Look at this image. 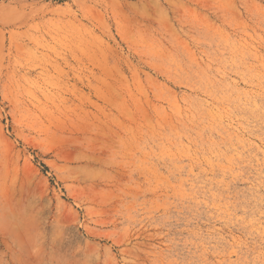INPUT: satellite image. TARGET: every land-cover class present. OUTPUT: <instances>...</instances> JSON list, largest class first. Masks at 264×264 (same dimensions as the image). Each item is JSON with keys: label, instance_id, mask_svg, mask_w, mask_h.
Here are the masks:
<instances>
[{"label": "rangeland", "instance_id": "374dc122", "mask_svg": "<svg viewBox=\"0 0 264 264\" xmlns=\"http://www.w3.org/2000/svg\"><path fill=\"white\" fill-rule=\"evenodd\" d=\"M0 264H264V0H0Z\"/></svg>", "mask_w": 264, "mask_h": 264}]
</instances>
